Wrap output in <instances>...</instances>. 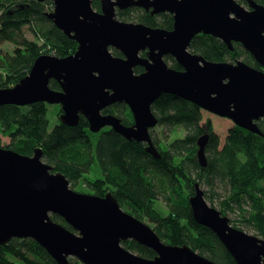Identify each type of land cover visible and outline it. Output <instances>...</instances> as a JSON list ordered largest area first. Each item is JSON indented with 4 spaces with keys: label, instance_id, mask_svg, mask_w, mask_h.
<instances>
[{
    "label": "water",
    "instance_id": "95a60500",
    "mask_svg": "<svg viewBox=\"0 0 264 264\" xmlns=\"http://www.w3.org/2000/svg\"><path fill=\"white\" fill-rule=\"evenodd\" d=\"M51 1L54 11L46 16L78 43L77 50L65 57L38 56L18 83L0 87V105L60 104L62 123L76 126L84 116L93 132L110 125L129 141L146 144L144 150L156 159L162 153L150 134L159 121L152 107L163 94L264 136L258 125L264 118V5L249 0L248 10L237 0H101L99 12L93 0ZM131 6L153 8L152 14L172 13L173 29L119 20L116 7ZM200 33L222 39L232 50L234 41L241 42L263 69L242 60L215 62L192 52V40ZM113 49L122 55H114ZM166 56L182 68L170 66ZM138 66L144 70L137 73ZM51 80L60 89H53ZM117 102L130 107L133 125L102 113ZM209 139L204 133L197 142L196 158L204 167ZM195 188L189 198L195 221L218 236L236 264H264V238L234 227L208 203L199 183ZM52 215L63 217L74 230ZM13 238L36 240L59 264H71V258L86 264H220L187 244L167 243L124 210L112 192L98 196L73 189L64 173L43 160L41 147L30 155L0 145V245ZM129 239L156 255L146 258L132 252L122 244Z\"/></svg>",
    "mask_w": 264,
    "mask_h": 264
},
{
    "label": "trees",
    "instance_id": "16d2710c",
    "mask_svg": "<svg viewBox=\"0 0 264 264\" xmlns=\"http://www.w3.org/2000/svg\"><path fill=\"white\" fill-rule=\"evenodd\" d=\"M264 4V0H257ZM21 6H23L21 8ZM96 8L98 1L94 2ZM53 8L51 1L39 0H0V44L11 42L13 51L0 47V87H12L26 76L38 56L43 53L65 57L77 50L78 43L46 16ZM137 9V8H136ZM134 9L120 12V18L134 21ZM134 18L152 26L171 29L173 16L168 13L147 15L137 9ZM146 16H148L146 18ZM24 26L41 40L29 39ZM232 53L221 40L209 34L200 33L192 40L190 50L211 61L233 62L243 56L250 64L254 57L239 44ZM114 55H122L113 49ZM145 55V52L142 53ZM171 57V56H170ZM169 57V58H170ZM170 66L182 68L171 57ZM254 67L256 62L250 64ZM142 67H136L139 73ZM53 89H60L56 80H51ZM48 103L35 102L31 105H0V135L10 138L5 148L23 154H33L38 147L43 149V160L64 173L72 188L81 187L89 191L77 190L98 196L112 192L120 205L139 219L146 218L151 227L167 243L189 245L193 250L220 264H236L230 252L218 236L208 227L193 218L189 198L195 193V184L210 187L208 194L215 190L223 192L226 199L217 208L224 215L236 213L238 209L242 220L231 219L234 227L250 228L264 238V136L250 132L240 126L228 131L224 145L214 133L212 125L202 121V108L190 101L171 94H163L153 104V111L159 123L166 126H180L184 134L175 140L159 142L154 140L162 153L156 159L144 150L143 143L129 141L114 129L104 128L96 138L89 129V121L82 116L76 126L57 121L50 129ZM57 109L60 105H56ZM122 119L125 125L133 123L128 105L118 102L104 110ZM59 113V112H58ZM264 133V118L258 121ZM207 129L212 133L206 147L208 164L202 166L197 158L198 139ZM165 147H161L162 143ZM107 186V188H105ZM204 190V189H203ZM205 192V190H204ZM163 200L169 206V213L162 217L156 200ZM213 200L212 195H208ZM207 199V198H206ZM208 200V199H207ZM209 201V200H208ZM52 218L74 230L59 215ZM242 225L241 227L239 226ZM122 244L132 252L146 258L156 253L134 239ZM59 264L39 242L32 238H13L0 245V264ZM71 264H85L77 258Z\"/></svg>",
    "mask_w": 264,
    "mask_h": 264
},
{
    "label": "rangeland",
    "instance_id": "374dc122",
    "mask_svg": "<svg viewBox=\"0 0 264 264\" xmlns=\"http://www.w3.org/2000/svg\"><path fill=\"white\" fill-rule=\"evenodd\" d=\"M100 6H101V4H100ZM139 9L140 10V14H142V12H146V14L147 15H149V12L147 11V10H145V8L144 7H139V6H131V7H128L127 9H125V11L126 10H128V9H134V12H132L131 13V16H133L132 17V19L135 21V22H140V21H138V19H136V18H134V16H136L138 13H137V9ZM97 9V8H96ZM163 13H165V12H161V13H156V15L159 17L160 16V14H163ZM172 14V13H171ZM173 15V14H172ZM232 16H234V15H232ZM148 16H146V18H147ZM117 18L119 19V20H122V19H120L118 16H117ZM173 23H174V17H173ZM24 31H25V35L29 38V39H32V40H37L38 42H40L41 43V40L38 38V37H36L35 36V34L32 32V30L30 29V27L29 26H24ZM210 35V34H209ZM213 36V35H212ZM0 47L3 49V50H5V51H7V50H10V51H13L14 50V48H15V45L13 44V43H11V42H3L2 44H0ZM170 56H166L165 57V59H166V61L169 63V64H171V57L169 58ZM138 67H141V66H138ZM143 69V68H142ZM135 70H136V68H135ZM118 103V102H117ZM117 103H114V104H117ZM49 104V103H48ZM114 104H112V105H114ZM57 104H49L48 105V118H49V120H50V129H52L55 125H56V123H57V121H58V119H59V116L61 115V113L63 112L62 111V109H61V105L60 104H58V105H60V111H59V108L57 109V106H56ZM112 105H110V106H112ZM110 106H108V107H110ZM107 107V108H108ZM129 107V106H128ZM130 108V107H129ZM106 109V108H105ZM104 109V110H105ZM102 111V113L103 114H108V112H105V111ZM130 111H131V109H130ZM59 112V113H58ZM131 113H132V111H131ZM132 117H133V123L132 124H129V125H127V126H131V125H133L134 123H135V120H134V116H133V113H132ZM263 119V118H262ZM262 119H260V120H262ZM260 120H258V121H260ZM60 121V120H59ZM206 122H209L211 125H212V128H213V131H214V133H217L218 134V136H219V138H220V147H222L223 145H224V140H225V138H226V136H227V134H228V131L229 130H231L232 128H234L235 127V125L236 126H238L231 118H229V117H225V116H221V115H218V114H216V113H212V112H210V111H208V110H206V109H202V121H201V124L204 126V124L206 123ZM206 125V124H205ZM107 127H112V126H110V125H107V126H105V127H103V128H107ZM260 127V126H259ZM102 128V129H103ZM101 129V130H102ZM100 130V131H101ZM247 130V129H246ZM92 132V136L94 137V138H96V135L95 134H98V132H93V131H91ZM251 132V131H250ZM205 134L206 133H208L210 136H211V131L209 130V129H207V126H206V131L204 132ZM150 134H151V137H152V139H153V142H154V140H157V141H159V142H162V141H165V140H175L177 137H179V136H183V134H184V131H183V129L180 127V126H166V125H163V124H160L159 123V121L157 122V124L154 126V127H151L150 128ZM135 142H137V143H143V142H138V141H136V140H134ZM10 142V138L9 137H7V136H4V135H0V145H2V146H5V145H7L8 143ZM154 144H155V142H154ZM144 145V144H143ZM166 145H165V143L163 142L162 143V145H161V147H165ZM197 150H198V148H197ZM196 154H197V151H196ZM152 156V155H151ZM70 186H71V184H70ZM107 186L108 185H106V187L105 188H107ZM72 187V186H71ZM83 187L84 188H86V189H81V187L79 186V187H77V189H76V187H74L73 189H75V190H79V189H81V190H83V191H89V188H87V186H85L84 184H83ZM203 189L205 190V198H207L206 200L208 201V203L210 204V201L211 202H213L214 204H215V206L217 207V208H221V203H224V200L226 199L225 197H223V192H220L219 190H215V192H213V193H215V195L214 194H208V190H210V187H207V186H203ZM110 192V191H109ZM106 193H108V191L106 192ZM193 195V194H192ZM208 195H212V197H213V200H210V198L208 197ZM160 200H156V206H157V208L158 209H160L161 210V212H162V217H166L165 216V214H167V213H169V206L167 205V203H166V201L165 200H163V195H161L160 196ZM190 204V203H189ZM122 207V206H121ZM123 208V207H122ZM190 208H191V206H190ZM124 210H125V208H123ZM127 211V210H126ZM229 218H231V219H237V220H242V214L240 213V211L237 209L236 210V213H234V212H229L228 214H226ZM142 221H144V222H146L147 224H149V225H151V222L148 220V219H144V218H142L141 219ZM239 226L241 227L242 225H240L239 224ZM244 229H246V231L247 232H249V233H255V231L254 230H250V228H244ZM20 264H22V263H20Z\"/></svg>",
    "mask_w": 264,
    "mask_h": 264
},
{
    "label": "flooded vegetation",
    "instance_id": "af4514ba",
    "mask_svg": "<svg viewBox=\"0 0 264 264\" xmlns=\"http://www.w3.org/2000/svg\"><path fill=\"white\" fill-rule=\"evenodd\" d=\"M49 1H51V0H49ZM97 2L98 1V3H99V7L96 9V7L94 6V2ZM257 3H259V4H262V3H260V2H258L257 0H255ZM40 2H44V1H40ZM52 2V5H53V8L51 9V10H49L48 12H52V11H54V2L53 1H51ZM237 2L240 4V5H242L243 7H245L246 9H248V10H252V7L250 6V2H249V0H237ZM100 4H101V0H93V7H94V9L95 10H97V11H101V6H100ZM262 5H264V4H262ZM139 7H142V6H139ZM127 9V8H126ZM146 10V9H145ZM152 10H153V8H150L149 10H147L148 12H149V14L150 15H152V16H154V15H156V13L155 14H152ZM122 11H125V9H120L119 7H116V14H117V16L120 18L121 16H120V12H122ZM47 13V12H46ZM165 13H168V12H165ZM168 14H171L170 12L168 13ZM172 15V14H171ZM173 16V15H172ZM174 17V16H173ZM121 19V18H120ZM124 21H126V20H124ZM132 22H135V21H132ZM140 23H144V22H140ZM145 24V23H144ZM146 25L147 26H150V27H153V28H162V29H168V28H164V27H162V26H152V25H149V24H147L146 23ZM173 25H174V23H173ZM58 28V27H57ZM59 29V28H58ZM171 29H173V27L171 28ZM60 30V29H59ZM170 30V29H169ZM62 31V30H61ZM63 32V31H62ZM64 33V32H63ZM68 36V35H67ZM69 37V36H68ZM213 37H215V36H213ZM70 38V37H69ZM217 38V37H216ZM71 39V38H70ZM217 39H219V40H221L222 42H224L222 39H220V38H217ZM74 40V39H73ZM225 43V42H224ZM226 44V43H225ZM241 45L242 47H243V49L245 50V51H248L246 48H245V46L241 43V42H239V41H234L233 42V46H234V49L232 50V49H229L232 53L234 52V50L236 49V45ZM227 45V44H226ZM228 47V46H227ZM229 48V47H228ZM249 52V51H248ZM250 53V52H249ZM145 56V55H144ZM253 56V55H252ZM254 57V56H253ZM236 59L235 60H233V62H230L231 60H229V61H227V62H230V63H236L237 61H239V60H242V61H244V57L243 56H237V57H235ZM215 62H221V61H215ZM245 62V61H244ZM253 62H256L259 66L258 67H255V68H258V69H263V65L260 63V62H258V60H256V58L254 57V61L253 60H250V64H253ZM247 63V62H246ZM248 64V63H247ZM249 64V65H250ZM252 66V65H251ZM254 67V66H253ZM144 70V69H143ZM142 70V71H143ZM141 71V72H142ZM104 129V128H103ZM102 129V130H103ZM102 130L101 131H99L98 132V136H100V134H101V132H102ZM144 144V143H143ZM146 146V144H144V147Z\"/></svg>",
    "mask_w": 264,
    "mask_h": 264
},
{
    "label": "bare ground",
    "instance_id": "6f19581e",
    "mask_svg": "<svg viewBox=\"0 0 264 264\" xmlns=\"http://www.w3.org/2000/svg\"><path fill=\"white\" fill-rule=\"evenodd\" d=\"M86 264V263H85Z\"/></svg>",
    "mask_w": 264,
    "mask_h": 264
}]
</instances>
